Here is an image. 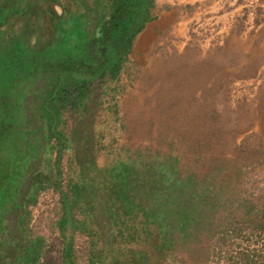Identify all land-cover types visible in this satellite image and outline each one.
<instances>
[{
    "label": "rangeland",
    "instance_id": "1",
    "mask_svg": "<svg viewBox=\"0 0 264 264\" xmlns=\"http://www.w3.org/2000/svg\"><path fill=\"white\" fill-rule=\"evenodd\" d=\"M206 1L180 45L167 40L135 52L133 40L118 76L90 87L63 112L67 144L57 186L41 189L22 220L25 240H40L37 264H264V0ZM116 3L12 0L2 9L7 1L0 0V50L16 45L15 53L38 51L39 60L53 62L52 71L35 77L41 85L55 76L58 85H47L46 95L30 93L41 97L49 124L55 103L46 97L57 99L66 75L81 74L74 61L85 57L61 52L70 58L57 71L58 50L80 42V31L89 35L110 23ZM138 155L175 157L183 173L205 179L217 194L209 232L197 239L180 234L170 244L168 234L145 225L137 206L125 208L127 172L121 182L109 172ZM169 208L163 210L170 218Z\"/></svg>",
    "mask_w": 264,
    "mask_h": 264
},
{
    "label": "trees",
    "instance_id": "2",
    "mask_svg": "<svg viewBox=\"0 0 264 264\" xmlns=\"http://www.w3.org/2000/svg\"><path fill=\"white\" fill-rule=\"evenodd\" d=\"M133 5H136L135 9L128 10ZM153 5L154 0H117L109 12L110 23L100 24L89 35L80 29L81 33L77 34L80 42L60 47V60L55 63L57 71L70 58L66 57L68 54L72 58L76 55L85 57L74 61L77 62L74 68L81 74H67L63 82L65 88L55 90L57 99L51 96L45 99V103H55L52 125L48 115H40L41 97L35 95L39 102L35 98L32 100L30 93L45 91L46 95L47 85L53 87L54 82L58 85L60 81L55 76L46 85H39L40 77H35L40 69L44 74L52 71L53 62L39 60L43 55L38 51L23 55L17 53L23 51H17L16 55V45L12 48L3 44L8 48L0 50V264H37L40 240L33 239L31 243L25 240L22 220L29 217V206L41 189L57 186L60 159L67 144L60 129L63 112L81 102L90 87H97V84L102 87L104 82L118 76L129 53V44L145 22L153 17ZM20 43L21 47H18L27 50L26 44ZM61 52L66 56L61 57ZM24 68L30 69L31 74L23 75ZM27 83L29 86H25ZM219 167L215 170L220 171ZM110 170L113 181L119 182L121 172H127L123 176L128 193L125 208L132 204L137 206V214L144 217L145 225L152 223L163 236L168 234L166 239L168 237L170 244L176 242L180 234L186 239H197L200 233L211 230L217 206L213 201L216 191L209 190L205 179L183 173L175 157L138 155L120 159L119 166ZM112 186L115 196L118 185L115 182ZM75 192H78L77 188ZM64 200H68L66 194ZM121 200L115 198L123 213ZM167 203L170 218L163 210ZM156 206L159 216L153 215ZM249 210L247 206L245 212Z\"/></svg>",
    "mask_w": 264,
    "mask_h": 264
},
{
    "label": "crops",
    "instance_id": "3",
    "mask_svg": "<svg viewBox=\"0 0 264 264\" xmlns=\"http://www.w3.org/2000/svg\"><path fill=\"white\" fill-rule=\"evenodd\" d=\"M207 5L208 2L205 0H154L151 8L153 17L146 21L142 30L135 35L133 39L135 41L131 45L133 51H144L167 40L180 45L179 35L185 33L188 23L195 15L207 9ZM61 221H65V218L62 217Z\"/></svg>",
    "mask_w": 264,
    "mask_h": 264
},
{
    "label": "flooded vegetation",
    "instance_id": "4",
    "mask_svg": "<svg viewBox=\"0 0 264 264\" xmlns=\"http://www.w3.org/2000/svg\"><path fill=\"white\" fill-rule=\"evenodd\" d=\"M7 1V4L4 6V4L3 5H1V8L2 9H5V7L6 6H9V2H11L12 0H6ZM83 133H85V130L83 129Z\"/></svg>",
    "mask_w": 264,
    "mask_h": 264
}]
</instances>
